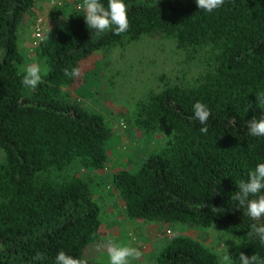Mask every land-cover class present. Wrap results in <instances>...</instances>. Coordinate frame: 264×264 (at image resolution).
Masks as SVG:
<instances>
[{"label": "trees", "instance_id": "16d2710c", "mask_svg": "<svg viewBox=\"0 0 264 264\" xmlns=\"http://www.w3.org/2000/svg\"><path fill=\"white\" fill-rule=\"evenodd\" d=\"M100 2L107 8L108 0ZM124 3L128 31L98 38L78 5L58 3L49 18L35 21L36 0H0V264H55L61 250L84 260L102 226L94 193L99 186L84 170L111 172L132 220L219 226L230 238L228 264H241V252L264 259V244L248 235L250 225L264 224V218L251 220L231 198L264 163V136H251L246 127L264 114L256 101L264 94V0H225L211 13L195 0ZM21 30L34 32L35 59L43 68L36 89L21 83L27 60L18 45ZM155 35L195 51L205 70L194 82L151 92L131 112L135 132L156 147L115 170L113 122L61 93L81 84L80 76L66 77L63 70L82 69L98 52ZM196 102L211 110L206 134L194 118ZM37 253L43 258L34 259ZM155 264L221 261L198 240L174 236Z\"/></svg>", "mask_w": 264, "mask_h": 264}, {"label": "rangeland", "instance_id": "374dc122", "mask_svg": "<svg viewBox=\"0 0 264 264\" xmlns=\"http://www.w3.org/2000/svg\"><path fill=\"white\" fill-rule=\"evenodd\" d=\"M64 1L75 9L76 5L79 7L82 4L80 0H36V12L32 19L36 21L42 16L49 18L50 10ZM33 39V31L28 34L23 30L19 32V48L27 55L23 71L28 65H40L35 59ZM202 61V57L195 51L180 49L174 41L155 35L115 47L109 52L94 54L82 65L81 84L73 88H62L61 93L113 122L115 140L111 152L116 165L114 169L117 170L126 164L133 166L145 159L146 152L156 147L155 143L149 147L144 142L147 138L145 133L140 130L135 132L128 118L131 112L151 92H158L167 84L194 82L205 70ZM2 157L0 151V160ZM81 173L90 175L98 183L99 187L94 189V193L101 208L102 220L100 239L88 248L84 256L86 264H109L106 251L109 240L141 251V258L131 260L130 264H155L156 255L174 236H188L198 240L215 250L221 264H225L223 256L228 255L230 238L221 227L205 229L193 225L132 220L126 215L124 203L112 185L110 171L97 175L89 174L86 170Z\"/></svg>", "mask_w": 264, "mask_h": 264}, {"label": "clouds", "instance_id": "9594fccd", "mask_svg": "<svg viewBox=\"0 0 264 264\" xmlns=\"http://www.w3.org/2000/svg\"><path fill=\"white\" fill-rule=\"evenodd\" d=\"M200 10L208 13L220 8L225 0H195ZM143 3V0H141ZM158 3V0H157ZM84 10V18L89 29H93L99 38L102 34L112 32L114 35H121L128 31L130 27L128 19V8L124 0H108L107 8L100 0H83L79 5ZM64 75L69 78H78L81 75L80 68H72L69 71L64 70ZM21 83L26 88L36 89L42 81V69L39 64L28 65ZM259 104H264V94L256 97ZM194 118L205 125L200 129L201 133L206 134L208 131L207 124L211 116V110L203 103L196 102L193 105ZM248 134L254 137L264 136V114L259 119L253 117L246 123ZM238 191L231 197L237 201L238 207L246 209L248 217L253 221H259L264 218V163L256 166L254 171L249 172L247 182L240 181L237 184ZM249 236H256L261 244H264V224L250 225ZM109 264H130L131 260H139L142 253L137 248L131 246H121L114 241L109 240L106 245ZM43 254L37 253L34 259H42ZM230 260L229 255L223 256L225 264ZM241 264H264V259L258 257L257 254L251 257L246 256L243 252L239 255ZM55 264H86L81 259H74L67 255L63 250L56 255Z\"/></svg>", "mask_w": 264, "mask_h": 264}, {"label": "built area", "instance_id": "2783aa9c", "mask_svg": "<svg viewBox=\"0 0 264 264\" xmlns=\"http://www.w3.org/2000/svg\"><path fill=\"white\" fill-rule=\"evenodd\" d=\"M41 21V20H40ZM37 38H39V39H41V37H42V30L41 29H38V31H37ZM36 44V43H35Z\"/></svg>", "mask_w": 264, "mask_h": 264}]
</instances>
